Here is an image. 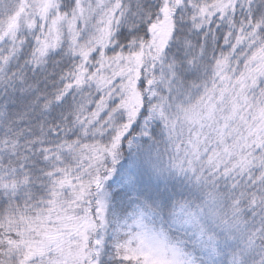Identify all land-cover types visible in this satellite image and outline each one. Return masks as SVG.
Returning a JSON list of instances; mask_svg holds the SVG:
<instances>
[{
	"label": "snow or ice",
	"instance_id": "1",
	"mask_svg": "<svg viewBox=\"0 0 264 264\" xmlns=\"http://www.w3.org/2000/svg\"><path fill=\"white\" fill-rule=\"evenodd\" d=\"M0 264H264V0H0Z\"/></svg>",
	"mask_w": 264,
	"mask_h": 264
}]
</instances>
